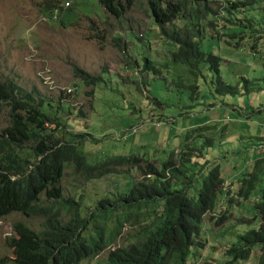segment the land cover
<instances>
[{"label":"rangeland","instance_id":"1","mask_svg":"<svg viewBox=\"0 0 264 264\" xmlns=\"http://www.w3.org/2000/svg\"><path fill=\"white\" fill-rule=\"evenodd\" d=\"M211 1L214 12L206 11L207 3L202 2L167 28L186 34L192 33L193 22L200 23L197 40L206 53L222 59L220 71L208 61L199 69L175 61L180 46L163 35L147 0H133L120 18L105 11L98 0H0V80L13 79L34 90L46 105L52 103L48 112L65 123L61 129L57 125L58 136L71 140L75 133L87 134L74 143L90 164L137 155L163 166L175 156L183 167L186 147L188 152L193 148L181 187H191L190 196L197 197L205 177L220 166L230 189L227 197L238 202L239 181L264 156V2ZM76 68L102 79L90 84ZM9 109L7 105L0 110V130L9 123ZM114 168L113 173L89 179L75 164H68L63 185L67 199L79 200L84 216L91 219L88 240L97 225H106L109 241L118 222H124L104 252L81 264H111V253L134 242L132 233L152 221L131 216L126 222L124 203L117 204L144 179L142 169L133 164ZM263 190L264 174L250 200L233 205L223 201L220 210L209 214L200 242L212 246L193 249L189 263L231 261L226 253L239 244L240 235L261 226V219L254 217ZM105 198L116 208L104 219L98 204ZM225 210L231 216L217 226L211 217H221ZM92 213L96 217L91 218ZM18 220L41 231L46 218L17 210L0 218V263L20 257L8 244ZM261 253V246H256L243 264H260Z\"/></svg>","mask_w":264,"mask_h":264},{"label":"trees","instance_id":"2","mask_svg":"<svg viewBox=\"0 0 264 264\" xmlns=\"http://www.w3.org/2000/svg\"><path fill=\"white\" fill-rule=\"evenodd\" d=\"M98 1L105 11L119 18L133 5V0ZM258 1L264 2L253 0L255 3ZM147 2L163 35L180 46L175 61L190 64L194 69H199L202 61H208L212 63V68L220 71L222 59L213 53H206L197 40L201 34L200 23H192L194 34L191 30L184 34L181 29L167 28V25L174 24L178 19L191 15V10L202 2L207 3L206 11L214 12L210 5L213 1ZM238 4L236 2L235 6ZM54 6L58 7L57 4ZM76 70L90 84H97L102 79L78 68ZM226 88L231 92L236 91L229 85ZM7 105L10 107L9 123L0 130V218L17 210L27 216H44L46 220L41 231L31 227L25 220L16 221L13 225L16 235L8 238V244L20 257H9L0 264H81L85 260L97 258L120 235L124 227L122 221L111 231L109 241L106 225H97L96 234L91 236V241L88 240L86 235L90 230L91 219L84 216L83 205L79 200L67 199L63 185L69 163L75 164L78 173L89 179L113 173L114 166L123 164H133L142 169L144 179L124 193L117 204L124 203L126 222L132 219L131 216L145 217L147 220L151 218L152 221L132 233L134 242L111 253V264H189L193 249L202 244L200 237L208 215L220 210L223 201L233 205L250 200L264 174L263 156L257 159L255 170L239 181L237 196L240 200L237 202L227 197L230 189L226 187L228 185L222 168L215 166L205 177L198 196L191 197V187L182 188L181 177L185 176V162H191L193 158V148L188 152L186 147L182 157L183 167L182 164L177 165L175 156L163 166H158L152 160L137 155L115 156L92 165L84 151L74 143V140L84 138L87 134L75 133L71 140L58 136L56 133L65 123L48 112L49 108L46 107L53 104L46 105L44 99L38 100L34 90L21 86L13 79L0 80V110ZM206 163L208 166L209 161ZM220 197H223L222 201ZM113 206L109 198L100 201L99 217L105 219L113 215V209L116 208ZM255 210V220L261 219L260 228L240 235L239 244L232 246L226 253L232 257L226 264H243L250 260L258 245L262 252L260 264H264V194ZM225 211L221 217H211L217 226L226 224L231 216L228 210ZM94 217L96 214L92 213L91 218Z\"/></svg>","mask_w":264,"mask_h":264},{"label":"crops","instance_id":"3","mask_svg":"<svg viewBox=\"0 0 264 264\" xmlns=\"http://www.w3.org/2000/svg\"><path fill=\"white\" fill-rule=\"evenodd\" d=\"M261 153H264V151H262ZM259 158H261V157H259ZM203 247H200V248H198V249H205L206 247L208 248V247H211L212 245H211V243L210 242H208V243H203ZM197 249V248H196ZM206 250V249H205ZM262 254V253H261ZM12 257H15V255L14 256H12ZM215 263V262H214ZM190 264H194L193 262H190ZM215 264H218V263H215Z\"/></svg>","mask_w":264,"mask_h":264},{"label":"clouds","instance_id":"4","mask_svg":"<svg viewBox=\"0 0 264 264\" xmlns=\"http://www.w3.org/2000/svg\"><path fill=\"white\" fill-rule=\"evenodd\" d=\"M69 5H70V3H69ZM64 8H66V7H64ZM200 247H203V246H196L194 249H196V248H200ZM204 248V247H203ZM228 263V262H227ZM190 264V263H189ZM210 264H212V263H210ZM213 264H215V263H213Z\"/></svg>","mask_w":264,"mask_h":264},{"label":"built area","instance_id":"5","mask_svg":"<svg viewBox=\"0 0 264 264\" xmlns=\"http://www.w3.org/2000/svg\"><path fill=\"white\" fill-rule=\"evenodd\" d=\"M70 2H67V5H69Z\"/></svg>","mask_w":264,"mask_h":264}]
</instances>
